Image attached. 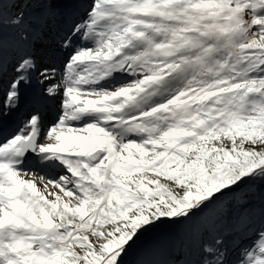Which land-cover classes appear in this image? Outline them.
I'll return each instance as SVG.
<instances>
[{
    "label": "snow or ice",
    "instance_id": "snow-or-ice-1",
    "mask_svg": "<svg viewBox=\"0 0 264 264\" xmlns=\"http://www.w3.org/2000/svg\"><path fill=\"white\" fill-rule=\"evenodd\" d=\"M0 264H264V0H0Z\"/></svg>",
    "mask_w": 264,
    "mask_h": 264
}]
</instances>
